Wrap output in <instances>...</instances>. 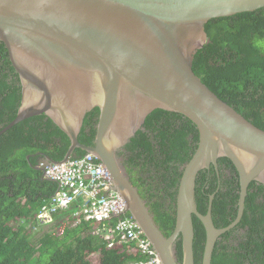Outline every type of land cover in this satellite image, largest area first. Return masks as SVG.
I'll use <instances>...</instances> for the list:
<instances>
[{
    "label": "water",
    "instance_id": "95a60500",
    "mask_svg": "<svg viewBox=\"0 0 264 264\" xmlns=\"http://www.w3.org/2000/svg\"><path fill=\"white\" fill-rule=\"evenodd\" d=\"M264 9V0H0V43L21 85L17 117L1 134L45 115L77 149L111 174L126 214L162 264H196L195 223L205 229L202 264H212L218 240L239 224L248 189L264 185V129L220 98L194 71L209 42L211 22ZM99 110L94 145L80 143L86 116ZM157 110L179 114L198 131L197 148L182 170L174 232L166 236L132 183L118 154ZM0 134V135H1ZM241 185L238 218L218 228L212 205L199 211V174L221 159Z\"/></svg>",
    "mask_w": 264,
    "mask_h": 264
},
{
    "label": "trees",
    "instance_id": "16d2710c",
    "mask_svg": "<svg viewBox=\"0 0 264 264\" xmlns=\"http://www.w3.org/2000/svg\"><path fill=\"white\" fill-rule=\"evenodd\" d=\"M207 32L209 42L197 54L194 71L220 98L264 129V9L213 21L209 24ZM0 55L3 57L0 59V71L3 76V80L0 81V105L7 103L6 110L11 113L10 116H13L9 120L11 122L17 117L21 103V85L13 91L11 97L9 90L12 84L6 83L5 79L18 78V76L12 66L9 68L10 72L8 71V53L2 43H0ZM1 113L0 111V126H4L7 120L3 122ZM98 118V109L87 115L79 137L81 143L86 144L83 140L86 137L88 141L86 145L93 146L94 143L86 132L90 128L93 137L96 136ZM174 119L183 121L187 126L184 125L182 130L171 126L168 130L170 124L168 125L167 122ZM155 121L160 128L155 134H158L157 137L162 143L169 141L170 152L168 150L165 156L166 146H163L166 148L164 150L161 147L162 150L153 151L151 145H143L144 148L149 147L143 162L130 164L132 167L144 164L147 173H150L146 179L153 184L157 178L165 175L162 157L165 156L167 160L173 162L176 160V155L170 157L173 151L180 147L181 150L183 149L185 144L183 134L193 133L195 140L199 139L198 131L192 122L179 114L157 110L146 120L144 125L146 131H139L125 150L131 151L138 144H143L146 141L144 138L147 130L152 129ZM3 128L0 127V132ZM70 145L68 137L45 115L19 123L0 136V264H138L150 261L151 259H147L148 256L143 254L135 243L120 244V239H117L115 246L109 248L110 242L96 234L98 226L83 218L79 209L75 207L58 210L54 214L52 224H42L38 221V214L44 208H52L53 199L59 191V186L55 182L43 176L44 172L41 168L50 163L43 162L41 164L45 165L41 166L40 162L46 160V156L56 162H62ZM125 150L118 156L121 157ZM75 154L76 156L82 154L80 156L83 157L86 152L78 149ZM190 157L191 155H186L185 159L179 161L187 162ZM226 161L230 162L221 159L219 163L224 164ZM167 167L173 168L172 164ZM169 173L164 185L167 184ZM205 173L206 170L202 171L200 177ZM181 174L182 171L175 173L177 178L171 183L175 196L178 194ZM199 182L198 179L197 194L201 183ZM137 183L135 181L134 185L142 189ZM151 183L148 185L143 182V187L152 189ZM255 188L254 184L250 185V189ZM262 189L264 191V188ZM143 198L148 197L144 195ZM200 203L199 211L206 214ZM216 204L220 208V213L222 209L227 208L225 205L222 206V202L216 201ZM175 207L171 211L172 216L167 218L168 226L164 225L161 228L167 237L175 229ZM247 215L248 211L245 216ZM127 216L131 217L129 214ZM117 220L114 218L109 224L114 227ZM157 222L162 223L159 217ZM194 223L196 264H202L206 233L197 218H194ZM246 223L250 224L251 230L257 232L255 238L247 243L248 247L241 245L234 250L237 253H229L227 248L219 246L220 239L213 254L212 264H264V231H260L257 227L261 225L260 220H255L253 223L248 218H244L243 225L245 226ZM215 224L218 228H224L231 223L216 220ZM176 248L178 261L181 264L183 262L181 240ZM244 250L247 252L240 253Z\"/></svg>",
    "mask_w": 264,
    "mask_h": 264
},
{
    "label": "flooded vegetation",
    "instance_id": "af4514ba",
    "mask_svg": "<svg viewBox=\"0 0 264 264\" xmlns=\"http://www.w3.org/2000/svg\"><path fill=\"white\" fill-rule=\"evenodd\" d=\"M235 32H237V30H235ZM1 58H3V57L0 55V59ZM7 58L9 61L8 62L9 63L8 71L10 72L9 68L12 65L10 63L9 57H7ZM1 80H3L2 71H0V81ZM5 82L8 84H12V88L9 90V93L11 94V97H12L13 91H15V89L17 90V87H20L19 78H17V77L16 78L11 77L9 79L7 78V79H5ZM6 106H7V103H3L0 105V111L2 112L1 113V115H2L1 119H3V122H5V120H7L6 124H4V126L3 125L0 126V127H4L3 130L0 132V134L12 122V121L9 122V120L13 116H10L11 113L6 110ZM18 110H19V108H18ZM156 121L154 122V126L152 127V129L147 130V134L144 138L146 141L143 144H138L131 151L125 150L126 147L123 148V150H125L123 155L121 157H119V156L118 157L121 160V164H122L123 168L125 169L128 177L130 178V180H132V183L134 184V182L137 181L138 182L137 184L140 187H142V189H140L138 187L140 194L148 197V198H144V199L146 200L148 207L151 210V213L153 214L155 222L158 223L157 222L158 217L160 218V221H162V223L157 224L159 226V228L161 229L162 226H164V225L168 226L169 221L167 220V218L172 216L171 211H173L174 206H176L177 195L175 196V194H176L175 190L171 186V183H173L175 178H177L175 173H180L183 170V168L185 167V165L192 158V156H193L192 154H193V152H195V150L197 148L198 140L197 141L195 140V135L193 133L183 134L184 135L183 140L185 141V144L182 147L183 149L181 150L180 149L181 147H180L177 150L173 151L174 152L173 154H171V156H170L171 158H173L174 155H176L175 156L176 160H174L173 162L170 160H167V158L165 156H167L168 150L170 152L171 144L169 143V141H165V143H162L161 139H158V137H157L158 134L157 133L155 134V132H157L158 129H160V128L157 125ZM163 122H165V121H163ZM167 123H168V125L170 124L167 127L168 130L170 129L171 126H174L175 129L182 130L184 125H186L183 121L175 120V119L170 120V122L168 121ZM144 131H146V129ZM192 132H193V130H192ZM86 133L89 135V137H91V139H92L91 141H93V143H94L95 136L93 137V135L91 134V129L89 128V130ZM81 134H82V132H81ZM2 135L3 134H1L0 136H2ZM83 140L87 144V142H88L87 138L84 137ZM81 144H83V143H81ZM86 144H83V145H85L87 147L92 146L90 144L89 145H86ZM143 145H148V146L151 145L153 151L162 150L163 146H166V148H167V149L163 148V150L166 149L167 151L165 153V156L162 157V162L164 165L162 168H163V170H165L164 171L165 175H162V178H157V180L154 184L149 182V180L146 179V176H150V173H147L144 164H138L135 167L130 166L131 162H133V164L138 162V161L143 162V159L145 158V156L147 154V150L149 148V147L144 148ZM81 151L84 152V150H81ZM75 152L72 156V159H75L77 157H81L80 155H82V154H77V156H76ZM88 154L89 153L86 152V154L84 156H86ZM186 155H188V156L191 155L190 159L187 162L179 161V160L185 159ZM47 157L48 156H46L45 157L46 160H42L40 162V164L43 162L44 163L46 162V164L51 163L50 161H48ZM167 162H170V163H167ZM169 164H172L173 168L167 167V165H169ZM43 165H45V164H41V166H43ZM43 167L41 168L42 170L44 169ZM168 172H170V173L168 174V180L166 181L167 184L164 185V181H165V178H166ZM157 175H158V173H157ZM43 176H44V178H46L45 173L43 174ZM198 179L201 182V183L199 182L200 187H199V191L197 194L198 208H199V203L202 201L200 203V205L203 206V209L206 211V214H207V212L210 209V206L212 205V213H213L214 222L216 220H218V221L223 220L226 222L230 221V223L232 224L238 218L239 209H240V195H241V185L239 182L238 173H237L234 165L228 161H226L224 164L219 163L217 168L213 166L211 169L206 170V173L203 175V177L202 176L200 177V174H199ZM198 179H197V181H198ZM226 181H227V183H226ZM143 182L148 183V185H150V183H151L153 185V188L152 189H148V188L146 189L145 187H143ZM232 182H234V183H232ZM168 184H169V186H168ZM252 184H254L256 188L253 190V189H250V187H249V189H248V196L246 198L244 215H243L241 221L239 222L238 225H236L234 228H232L226 234L221 236V238H220L221 240L219 239L220 240L219 246L220 247L223 246L224 248H227L229 250V253H232V252L237 253L234 250L237 248H240L241 245H245L246 247H248L247 243H250V241H252V239L255 238V234L257 232H254L253 230H251L249 223H246L245 226L243 225L244 218H248V220L253 222V223L255 222V220H257V221L260 220L261 225L260 226L257 225V227L260 231H262V232L264 231V215H263L264 214V191L262 189V188H264V187H262L264 185H262L261 183H258V182H254ZM196 191H197V188H196ZM173 196H174V198H173ZM248 198H249V201H247ZM216 201H219V203L222 202V206L225 205V206H227V208L225 210L222 209V212L220 213V208L218 207V204H216ZM247 207H248V209H247ZM222 208H224V207H222ZM175 210H176V207H175ZM214 211H215V213H214ZM246 211H248L247 216H245ZM201 224H202V222H201ZM220 228H223V227H220ZM230 232H231V234H229ZM258 233H260V232H258ZM182 252H183V248H182ZM244 252H247V251L246 250L240 251V253H244ZM245 264H248V263H245Z\"/></svg>",
    "mask_w": 264,
    "mask_h": 264
},
{
    "label": "built area",
    "instance_id": "2783aa9c",
    "mask_svg": "<svg viewBox=\"0 0 264 264\" xmlns=\"http://www.w3.org/2000/svg\"><path fill=\"white\" fill-rule=\"evenodd\" d=\"M44 173L59 186V191L52 208H44L38 214L40 223L52 224L58 210L75 207L83 218L96 223V234L109 241V247H114L117 239L120 244L135 243L151 259L138 264H162L137 223L127 216L125 204L113 188L110 172L95 157L88 154L65 163L49 164ZM114 218L118 220L113 227L109 223Z\"/></svg>",
    "mask_w": 264,
    "mask_h": 264
},
{
    "label": "clouds",
    "instance_id": "9594fccd",
    "mask_svg": "<svg viewBox=\"0 0 264 264\" xmlns=\"http://www.w3.org/2000/svg\"><path fill=\"white\" fill-rule=\"evenodd\" d=\"M45 168V167H44ZM43 171H44V169H43ZM128 215V214H127ZM129 217V216H128ZM133 219V218H132ZM95 223V222H94ZM96 224V223H95ZM105 241H107V240H105ZM109 242V241H108ZM109 248H111V247H109ZM113 248V247H112Z\"/></svg>",
    "mask_w": 264,
    "mask_h": 264
},
{
    "label": "bare ground",
    "instance_id": "6f19581e",
    "mask_svg": "<svg viewBox=\"0 0 264 264\" xmlns=\"http://www.w3.org/2000/svg\"><path fill=\"white\" fill-rule=\"evenodd\" d=\"M51 164V163H50ZM46 175V174H45Z\"/></svg>",
    "mask_w": 264,
    "mask_h": 264
}]
</instances>
